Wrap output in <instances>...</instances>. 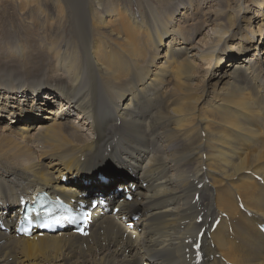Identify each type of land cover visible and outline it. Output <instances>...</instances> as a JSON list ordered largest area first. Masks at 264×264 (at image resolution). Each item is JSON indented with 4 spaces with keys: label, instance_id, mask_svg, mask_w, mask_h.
I'll use <instances>...</instances> for the list:
<instances>
[{
    "label": "bare ground",
    "instance_id": "1",
    "mask_svg": "<svg viewBox=\"0 0 264 264\" xmlns=\"http://www.w3.org/2000/svg\"><path fill=\"white\" fill-rule=\"evenodd\" d=\"M4 9L24 31L0 45V216L31 190L78 198L64 175L91 193L108 192L107 173L110 189L137 190L86 239L0 231V264H193L190 238L224 215L203 264H264V0H0V20ZM37 60L43 80L5 72ZM20 111L47 114L30 131Z\"/></svg>",
    "mask_w": 264,
    "mask_h": 264
},
{
    "label": "rangeland",
    "instance_id": "2",
    "mask_svg": "<svg viewBox=\"0 0 264 264\" xmlns=\"http://www.w3.org/2000/svg\"><path fill=\"white\" fill-rule=\"evenodd\" d=\"M4 10H5L6 16L0 20V37H1L0 38V45H4L1 47H5L6 45L11 47L14 45V41H16V40L11 39L9 37V34H11L12 32H15L17 34L21 33L20 36H22L24 30H23V28H20L18 26V22L19 21L21 22V20L13 21V19L18 20V18L13 13H11L8 9H4ZM12 26H13V28H12ZM17 26H18V28H17ZM19 30H20V32H19ZM10 31H11V33H10ZM5 36H8L9 42H7L8 39ZM4 38H5V40H4ZM20 39H21V37H20ZM20 39H18V40H20ZM4 42H6V43H4ZM5 54H6L5 51L0 50V65L2 66V68H4V66H5V62H4ZM45 64L46 63L44 60H37L31 64H23L21 62H14V63L10 64L9 68L5 69V72L11 74L14 78H17V79L21 80L22 82L39 81V80H43L47 75L46 70H45V67H46ZM263 70H264V68H263ZM26 101H28L30 104L34 102L35 103L34 107L37 105L36 102L31 97H29ZM50 101H53V100H50ZM54 110H56V109H54ZM46 114L47 113L45 112V114H43V115H46ZM43 115L41 116L42 118L46 117ZM38 121L39 120L36 119L35 123H37ZM41 122L39 124H41ZM39 124H37V125H39ZM84 129H85L86 134L90 133V131H88V129H86V128H84ZM98 181H99V176H98ZM102 186H105V185H102ZM105 187H106V189L108 188V190L110 189L109 185H107ZM36 254L32 255V258L30 257L32 259V261H34V259L37 260V257H35ZM42 255H40V256H42Z\"/></svg>",
    "mask_w": 264,
    "mask_h": 264
}]
</instances>
